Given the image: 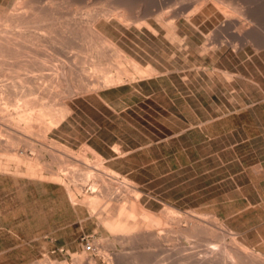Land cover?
<instances>
[{
    "label": "rangeland",
    "instance_id": "1",
    "mask_svg": "<svg viewBox=\"0 0 264 264\" xmlns=\"http://www.w3.org/2000/svg\"><path fill=\"white\" fill-rule=\"evenodd\" d=\"M98 1L106 3L93 0L88 7L79 2L80 6L76 2L74 6L85 19L86 11L92 10L89 7L102 6ZM14 2L0 0L3 15ZM116 26L112 22L105 28L110 36L121 37L120 44L128 53L166 72L101 90L99 95L73 96L68 100L71 112L49 137L71 149L74 156L85 152L88 164H93L94 158L85 148L96 151L104 158L103 164L117 173L116 182L122 178L134 182L140 204L146 209L160 212L170 205L183 215L199 216L202 225L216 232L222 224L226 237L221 244L229 241L226 245H230L234 238L235 243L264 259V48L232 41L221 51L201 53L204 37L188 25L181 28L174 42L164 37V29L156 38L134 28L119 32ZM210 26L202 24L201 28L206 31ZM72 49L71 53L65 51L71 55ZM82 51L80 56L73 52L71 57L75 58L69 59L81 62V56L88 57ZM58 52L54 62L62 64L70 57ZM86 59L82 66L87 69ZM53 60L54 68L48 63L51 68L44 65L40 70L46 78L54 74L52 78L60 79L62 75L56 70L61 64ZM110 70L113 73L114 69ZM34 71L28 75L34 73L36 82L46 86L39 77L42 74ZM14 73L17 79L25 77L21 71ZM12 74L0 79L19 93L17 81L21 83V78L15 80L19 86L14 85ZM56 87H48L52 95L44 98L53 108L59 102L55 92L63 88ZM35 91L29 98L39 94ZM115 144L121 147L119 152L112 150ZM37 153L38 148L29 151L30 157ZM42 155V161H51L47 153ZM51 162L56 171L58 164ZM213 217L217 223L211 221ZM96 223L87 210L69 204L60 185L0 172V264H88L91 258L92 264H130V251L118 244L113 249L108 241L111 234ZM191 238L194 246L196 239ZM210 240L222 247L220 243L217 246L218 239ZM151 248L142 249L145 254L149 251L146 259L150 262L144 264L161 258L160 264L162 260V264L167 263L163 252ZM148 249L154 250L151 253ZM155 251L159 253L156 256Z\"/></svg>",
    "mask_w": 264,
    "mask_h": 264
},
{
    "label": "bare ground",
    "instance_id": "2",
    "mask_svg": "<svg viewBox=\"0 0 264 264\" xmlns=\"http://www.w3.org/2000/svg\"><path fill=\"white\" fill-rule=\"evenodd\" d=\"M91 1L15 0L7 14L3 15L0 9V77L12 72L14 85L19 83L25 87L22 84H26L24 90L17 84L21 88L18 93L19 89L13 91L11 84L0 79V172L60 185L70 205L87 210L96 224L109 231L112 238L108 241L113 249L118 244L126 252L130 251V264L149 261L146 259L149 251L145 254L142 250L146 246L156 247L161 254L164 253L168 258L165 264H264L261 255L235 243L233 237V245L231 242L226 245L229 241L221 244L220 241L226 237L222 224L218 225L221 231L216 232L202 225L199 216L188 212L183 215L170 205L160 212L146 209L140 204V194L134 188V182L127 178L116 182L117 173L103 164L104 158L96 151L85 148L94 158L93 164H88L85 152L82 156H74L71 149L49 137L50 132L71 112L68 100L73 96L99 95L101 90L148 80L166 72L148 61L144 64L142 58L128 53L120 44L121 37L110 36L106 25L116 22L119 32L121 28L126 31L134 28L141 33L149 32L156 38H160L161 29H164V37L171 42L178 39L181 28L188 25L204 37L199 47L201 53L221 51L232 41L264 48V0H106L104 5L98 1L102 4L100 6L99 3V8L95 5L96 9L89 7L92 10L86 11L83 19L80 8L74 5L79 2L88 7ZM207 23L211 26L204 31L201 25ZM70 48L83 50L88 55L81 57L90 58L89 61L86 59L89 68L82 66L84 59L81 62L69 59L75 58L71 55L80 53L72 49L74 54L70 55L66 52L71 53ZM58 51L68 53L70 57L66 55V58L71 61L65 59L62 62L61 52L59 60L62 64L55 61L61 64L57 70L55 66L61 78L56 75L57 78H52L54 74L46 78L40 69L46 64L51 65L48 63H52ZM110 68L114 69L113 73ZM32 70L42 74L39 77L46 81V86L36 82L33 72L34 78L28 75ZM20 71L25 76L20 77L22 84L19 81L15 83L20 78L17 79L14 72L18 74ZM54 86L56 89L63 87L62 91L55 92L59 97L57 108L44 101L52 95L48 87ZM35 90L39 96L36 94L29 98L33 97ZM37 148L38 153L33 155L34 151L30 157L29 151ZM112 150L119 152L121 147L115 144ZM43 152L58 164L56 171L52 169L53 162L41 160ZM211 221L217 223L216 217ZM182 222L186 226H182ZM189 238L196 241L194 246ZM212 238L219 240L217 246L220 243V249L212 243ZM203 241L205 244L199 243ZM155 252V256L159 254ZM125 255L127 257L128 253ZM114 256L117 258L118 254L114 253ZM160 261L156 259L153 264H160ZM88 262L92 264L93 259Z\"/></svg>",
    "mask_w": 264,
    "mask_h": 264
}]
</instances>
